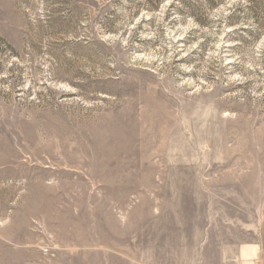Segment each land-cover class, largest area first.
<instances>
[{"label": "rangeland", "instance_id": "1", "mask_svg": "<svg viewBox=\"0 0 264 264\" xmlns=\"http://www.w3.org/2000/svg\"><path fill=\"white\" fill-rule=\"evenodd\" d=\"M263 249L264 0H0V264Z\"/></svg>", "mask_w": 264, "mask_h": 264}, {"label": "crops", "instance_id": "2", "mask_svg": "<svg viewBox=\"0 0 264 264\" xmlns=\"http://www.w3.org/2000/svg\"><path fill=\"white\" fill-rule=\"evenodd\" d=\"M262 264H264V249H263V262H262Z\"/></svg>", "mask_w": 264, "mask_h": 264}, {"label": "trees", "instance_id": "3", "mask_svg": "<svg viewBox=\"0 0 264 264\" xmlns=\"http://www.w3.org/2000/svg\"><path fill=\"white\" fill-rule=\"evenodd\" d=\"M229 19H231V17Z\"/></svg>", "mask_w": 264, "mask_h": 264}]
</instances>
